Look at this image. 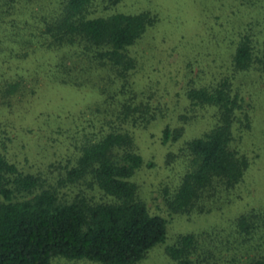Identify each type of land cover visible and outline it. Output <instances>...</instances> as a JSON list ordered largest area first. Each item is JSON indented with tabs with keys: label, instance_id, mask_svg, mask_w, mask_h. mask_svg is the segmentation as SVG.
Wrapping results in <instances>:
<instances>
[{
	"label": "rangeland",
	"instance_id": "1",
	"mask_svg": "<svg viewBox=\"0 0 264 264\" xmlns=\"http://www.w3.org/2000/svg\"><path fill=\"white\" fill-rule=\"evenodd\" d=\"M64 1L0 0V157L40 177L44 187L57 184L63 168L78 155L83 142H74L76 132L93 121H112L122 98L120 84L109 87L108 77L105 81L107 71L87 76L83 87L54 77L60 62L69 68L75 61L69 50L48 46L47 26L59 17ZM144 12L157 22L130 48L136 68L128 82L137 104L147 105L157 119L130 126L144 160L132 181L150 213L167 221L168 236L138 264H176L166 250L186 235H195L199 243L195 264H248L264 257L262 223L251 238L236 231L243 216L264 219V0H94L88 13L99 18ZM244 37L252 42L254 61L250 70L239 72L233 56ZM222 82L241 106L229 148L249 167L235 187L215 184L192 212L175 213L168 203L194 169L188 143L219 124L216 107L195 105L187 94L213 90ZM167 126L182 129V137L164 143ZM80 194L93 202L111 201L84 184L61 190L66 201ZM53 264L99 263L57 258Z\"/></svg>",
	"mask_w": 264,
	"mask_h": 264
},
{
	"label": "trees",
	"instance_id": "2",
	"mask_svg": "<svg viewBox=\"0 0 264 264\" xmlns=\"http://www.w3.org/2000/svg\"><path fill=\"white\" fill-rule=\"evenodd\" d=\"M93 2L65 0L59 17L47 26L48 46L59 51L67 49L75 58L69 68L60 62L53 75L61 83L83 87L87 76L107 71L105 81L108 77L109 87L120 84L118 96L122 98L112 121H93L76 132L74 142L83 143L75 159L63 168L57 184L44 187L40 177L26 174L0 157V264H53L57 258L138 264L167 240V221L150 213L132 181L144 160L136 152L130 126L147 125L157 115L149 113L144 103L137 104L136 93H130L128 78L136 68L130 48L157 18L148 12L90 18ZM251 43L248 37L239 43L233 56L236 71L252 68ZM262 61L264 64V50ZM80 65L87 66L78 68ZM187 97L195 105L216 107L219 124L188 143L194 169L185 175L168 203L175 213L192 212L215 184L235 187L249 167L245 157L229 148L235 111L241 107L229 84L222 82L213 90L192 89ZM112 98L115 102L116 96ZM182 134V129L167 126L163 142L177 141ZM77 184L97 188L111 201L93 202L81 194L66 201L61 196L62 188ZM261 223L264 225L262 216H243L237 221L236 231L251 238ZM199 250L197 237L186 235L166 251L176 264H195L192 257ZM248 264H264V257L252 258Z\"/></svg>",
	"mask_w": 264,
	"mask_h": 264
}]
</instances>
